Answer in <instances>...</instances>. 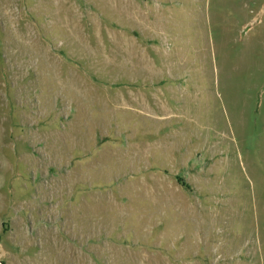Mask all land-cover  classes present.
<instances>
[{"label":"rangeland","instance_id":"374dc122","mask_svg":"<svg viewBox=\"0 0 264 264\" xmlns=\"http://www.w3.org/2000/svg\"><path fill=\"white\" fill-rule=\"evenodd\" d=\"M0 264H264V0H0Z\"/></svg>","mask_w":264,"mask_h":264}]
</instances>
